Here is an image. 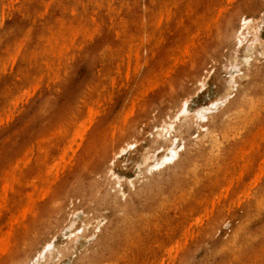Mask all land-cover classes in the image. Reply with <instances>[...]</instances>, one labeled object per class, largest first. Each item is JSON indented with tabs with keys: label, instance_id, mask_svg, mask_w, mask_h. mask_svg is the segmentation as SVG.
I'll return each instance as SVG.
<instances>
[{
	"label": "rangeland",
	"instance_id": "1",
	"mask_svg": "<svg viewBox=\"0 0 264 264\" xmlns=\"http://www.w3.org/2000/svg\"><path fill=\"white\" fill-rule=\"evenodd\" d=\"M13 1L0 0V177L9 172L0 178L7 182L0 185V264H264V0H44L47 9L39 0ZM161 5L174 10L158 32L151 22ZM125 37L139 42L122 44ZM120 45L139 51L118 55ZM80 117L91 123L85 130ZM168 147L176 157L163 163Z\"/></svg>",
	"mask_w": 264,
	"mask_h": 264
},
{
	"label": "bare ground",
	"instance_id": "2",
	"mask_svg": "<svg viewBox=\"0 0 264 264\" xmlns=\"http://www.w3.org/2000/svg\"><path fill=\"white\" fill-rule=\"evenodd\" d=\"M12 1H13V0H11V2H12ZM16 1H17V0H16ZM24 1H25V0H24ZM24 1H21V2L23 3ZM35 1H36V0H35ZM39 1L44 2V3H43V4H44V5H43L44 7L41 6L42 8H46V7H48V6H45V3H46L45 1H46V0H45V1H44V0H39ZM75 1H76V0H75ZM75 1H73V4H72L73 6H74V3H75V4L80 3L79 1H77V2H75ZM94 1H95V0H94ZM96 1H97V0H96ZM104 1H106V0H104ZM107 1H108V0H107ZM115 1H116V0H115ZM153 1H154V0H153ZM156 1H158V3H159V1L161 2V0H156ZM170 1H171V0H169V2H170ZM176 1H177V0H176ZM176 1L173 0V2H176ZM197 1H198V0H197ZM207 1H208V0H207ZM207 1H206V2H207ZM229 1H230V0H229ZM2 2H3V1H2ZM6 2H8V1H6ZM13 2H14V1H13ZM13 2H12V3H13ZM56 2H57V1H56ZM91 2H93V0L90 1V5H92ZM98 2H99V0L97 1V3H98ZM100 2H102V1L100 0ZM120 2H121V1H120ZM149 2H150V1H149ZM167 2H168V1H167ZM167 2H166V3L163 2V4H164V3L167 4ZM169 2H168V3H169ZM199 2H201V1H198V3H199ZM209 2H210V1H209ZM209 2H208V4H209ZM222 2H223V0H222ZM222 2H221V4H222ZM225 2H226V4H227L228 1L226 0ZM12 3L9 4V2H8L9 5H12ZM47 3H49V1H47ZM52 3H53V1H52ZM82 3H83V2H82ZM82 3H80V4H82ZM87 3H88V1H87ZM106 3H108V2H106ZM109 3H110V2H109ZM109 3H108V4H109ZM111 3H112V2H111ZM131 3H132V1H131ZM136 3H137V2H136ZM156 3H157V2H156ZM178 3H179V5H181L180 2H178ZM182 3H183V2H182ZM184 3H186V2H184ZM194 3H195V2H194ZM210 3H211V2H210ZM20 4H21V3H20ZM36 4H37V3H36ZM41 4H42V3H40V5H41ZM69 4H71V3H69ZM120 4H123V3H119V5H120ZM127 4H128V3H127ZM137 4H138V3H137ZM191 4L193 5V3H191ZM196 4H197V3H196ZM201 4H202V2H201ZM28 5H29V4H28ZM48 5H49V4H48ZM66 5H67V4H66ZM103 5H104V4H102V6H103ZM150 5L152 6V5H155V4H153V3L151 4V3H150ZM172 5H173V4H172ZM177 5H178V4H177ZM204 5H205V4H204ZM7 6H8V5H7ZM20 6H21V5H20ZM20 6H18V7H20ZM31 6H32V5H31ZM37 6H38V5H37ZM51 6H52V5H51ZM57 6H58V4H57ZM73 6H71V7H73ZM75 6H76V5H75ZM75 6H74V7H75ZM102 6H101V8H103ZM120 6H121V5H120ZM148 6H149V5H148ZM151 6H150V7H151ZM173 6H176V4H174ZM186 6H187V5H184V8H186ZM210 6H211V5H210ZM226 6H227V5H226ZM226 6H225V8H226ZM0 7H2V6H0ZM25 7H26V6H25ZM38 7H39V6H38ZM71 7H70V9H72ZM74 7H73V8H74ZM82 7H84V6H82ZM98 7H100V5H98ZM150 7H148L147 10H150V12H151V10H153V9H150ZM152 7L154 8V6H152ZM152 7H151V8H152ZM176 7H177V6H176ZM179 7H181V6H179ZM179 7H178V8H179ZM182 7H183V6H182ZM206 7H207V3H206ZM3 8H4V7H3ZM8 8H9V7H8ZM11 8H12V6H11ZM21 8H24V6L21 7ZM34 8H35L36 10H38L36 7H34ZM61 8H62V7H61ZM91 8H92V6H91ZM96 8H97V7H96ZM104 8H105V7H104ZM108 8H109V6H108ZM119 8H121V7H119ZM173 8H174V7H173ZM173 8H172V10H174ZM184 8H183V9H184ZM189 8H190V6H189ZM189 8H188V9H189ZM209 8H210V7H209ZM212 8H213V7H212ZM219 8H221V7H218V11L221 12V9L219 10ZM222 8H223V6H222ZM35 9H34V10H35ZM46 9H47V8H46ZM46 9H45V11H46ZM58 9H59V8H58ZM82 9H83V8H82ZM93 9H94V7H93ZM109 9H110V8H109ZM109 9H108L107 12H109ZM112 9H113V8H112ZM114 9H115V8H114ZM114 9H113V10H114ZM183 9H182V10H183ZM214 9L216 10V8H214ZM15 10H17V9L15 8ZM18 10H19V8H18ZM22 10H23V9H22ZM42 10H43V9H42ZM42 10H41V14L45 13V11L42 12ZM86 10H87V9H86ZM99 10H100V9H99ZM115 10H116V9H115ZM145 10H146V8H145ZM147 10H146V11H147ZM157 10H158V11H157ZM157 10L154 11V13L158 12V13H157L158 16L156 17V19L154 20V22H151V21L149 20V19L153 20L154 18H153V19H152V18H149V19H148V17H146V21L149 20L151 23L155 24V25H154V28H158L161 24L166 23L168 19H167L166 22H164V23H162V22H163L162 19H163V17H166V16H165L166 14L169 16V13L171 14V11H172L170 5H168V6L161 5L160 7H158ZM189 10H190V9H189ZM212 10H213V9H212ZM6 11H7V10H6ZM25 11H26V10H25ZM25 11H24V12H25ZM32 11H33V9H32ZM53 11H54V9H53ZM77 11H78V8H77ZM91 11H92V10H91ZM96 11H97V10H96ZM178 11H179V10H178ZM206 11H207V10H206ZM4 12H5V11H4ZM7 12H9V11H7ZM7 12L5 13L6 15H7ZM24 12H23V13H24ZM78 12H80V11H78ZM84 12H85V10H84ZM94 12H95V11H94ZM111 12H114V11H111ZM150 12H149V13H150ZM190 12H191V10H190ZM215 12H216V13H215L216 15H219V16H220V14L217 13V10H216ZM222 12H223V11H222ZM9 13H10V12H9ZM33 13H34V12H33ZM149 13H148V15H149ZM175 13H176V12L173 13V16H174ZM203 13H205V12H203ZM206 13H207V12H206ZM34 14H35V13H34ZM38 14H39V13H38ZM72 14H73V13H72ZM183 14H185V13H183ZM183 14H180V16L183 15ZM201 14H202V13L199 14V17H198V18L201 17V16H200ZM213 14H214V13H213ZM1 15H2V13H1ZM53 15H54V14H53ZM70 15H71V14H70ZM76 15H77V14H76ZM76 15H75V16H76ZM78 15H79V14H78ZM108 15H109V14H108ZM138 15H139V14H138ZM171 15H172V14H171ZM171 15H170V16H171ZM188 15H189V14L187 13V16H188ZM28 16H29V15H27V17H28ZM39 16H40V15H39ZM39 16H38V17H39ZM55 16H56V15H54V17H55ZM146 16H147V15H146ZM149 16H150V15H149ZM170 16L168 17L169 19H170ZM173 16H172V19H173V20H170V21H172V24H174V26H176L177 23L175 24V22H176V20L178 19V16H179V15L177 14V16H176L177 19H176V20H175V18H173ZM180 16H179V17H180ZM202 16H204V15L202 14ZM213 16H215V15H213ZM1 17H3V16H1ZM34 17H36V15H34ZM40 17H41V16H40ZM78 17H80V16H78ZM83 17H84V16H82V18H83ZM154 17H155V16H154ZM174 17H175V16H174ZM181 17H182V16H181ZM181 17H180V18H181ZM185 17H186V16H185ZM195 17H197V16L195 15ZM195 17H194V19H195ZM206 17H207V16H206ZM206 17H205V18H206ZM28 18H29V17H28ZM73 18H74V17H73ZM75 18H76V17H75ZM142 18H143V17H142ZM191 18H192V17H191ZM2 19H3V18H2ZM92 19H94V17H93ZM143 19H144V18H143ZM211 19H212V18H210V20H211ZM213 19H214V18H213ZM218 19H219V18H218ZM33 20H35V19H33ZM76 20H77V19H76ZM79 20H80V18H79ZM86 20H87V19H86ZM144 20H145V19H144ZM174 20H175V21H174ZM189 20H191V19H189ZM202 20H203L202 22L204 23V18H203V17H202ZM214 20H215V19H214ZM242 20H243V19H242ZM83 21H84V20H83ZM101 21H102V20H101ZM149 21H148V22H149ZM173 21H174V22H173ZM187 21H188V20H187ZM191 21H192V23H193V21H194L193 18H192ZM196 21H197V19H196ZM205 21H207V20H205ZM245 21H246V20H245ZM248 21H249V20H247V22H248ZM52 22H53V21H52ZM54 22H55V21H54ZM54 22H53V23H54ZM77 22H78V20H77ZM77 22H76V23H77ZM138 22H139V21H138ZM148 22H147V23H148ZM177 22H178V20H177ZM211 22H213V20H212ZM243 22H244V21H243ZM247 22H246V23H247ZM34 23H35V22H34ZM69 23H70V22H69ZM69 23H68V24H69ZM78 23H79V22H78ZM78 23H77L76 25H79V26H80L81 23H79V24H78ZM91 23H94V21L91 22ZM130 23L132 24V22H130ZM142 23H143V22H142ZM151 23H150V25H153V24H151ZM199 23H200V22H199ZM208 23H210V21H209ZM1 24H2V23H1ZM32 24H33V23H32ZM32 24H31V25H32ZM65 24H66V23H65ZM68 24H67V25H68ZM131 24H130V25H131ZM144 24H146V22H145ZM148 24H149V23H148ZM188 24H189V22H188ZM210 24H211V23H210ZM210 24H208V25H210ZM215 24H216V23H215ZM48 25H49V24H48ZM70 25L72 26V23H70ZM74 25H75V24H74ZM87 25H88V24H87ZM125 25H126V24H125ZM125 25H124V26H125ZM142 25H143V24H140V26H142ZM165 25H166V24H165ZM165 25H164V26H165ZM184 25H185V24H184ZM212 25H213V23H212ZM244 25H245V23H244ZM244 25H243V26H244ZM85 26H86V25H85ZM90 26H91V25H90ZM134 26H135V25H134ZM137 26H138V25H137ZM161 26H162V28H163V25H161ZM181 26H182V25H181ZM191 26H192V25H191ZM191 26L189 27L190 29H191ZM198 26H199V25H198ZM206 26H207V25H206V22H205V27H206ZM52 27H53V25H52ZM91 27H95V25H94V26H91ZM143 27H144V25H143ZM145 27H146V26H145ZM184 27H185V26H184ZM193 27H194V25H193ZM196 27H197V26H196ZM205 27H204V29H205ZM208 27H209V26H208ZM241 27H242V24H241ZM66 28H67V26H66ZM66 28H65V29H66ZM133 28H134V27H133ZM135 28H136V27H135ZM135 28H134V30H135ZM137 28H138V27H137ZM137 28H136V29H137ZM139 28H140V27H139ZM139 28H138V29H139ZM149 28H150V27H149ZM149 28H148V29H149ZM151 28H152V27H151ZM160 28H161V27H159V31H158V32H160V31L162 30V28H161V30H160ZM165 28H166V27H165ZM179 28H180V27H179ZM185 28H188V27H185ZM199 28H200V27H198V29H199ZM206 28H207V27H206ZM242 28H243V27H242ZM257 28H258V27H257ZM29 29H30V28H29ZM138 29H137V30H138ZM145 29H146V28H145ZM163 29H164V28H163ZM166 29H167V28H166ZM190 29H188V30H190ZM200 29H203V28H200ZM26 30H27V29H26ZM26 30H24V31H26ZM30 30H31V29H30ZM57 30H58V29H57ZM67 30H68V29H67ZM67 30H66V31H67ZM90 30H93V29H90ZM140 30H141V29H140ZM143 30H144V29H143ZM152 30H154V29H152ZM152 30H151V31H152ZM156 30H157V29H155V31H156ZM191 30H192V29H191ZM196 30H197V29H195V32H196ZM240 30H241V29H240ZM240 30H239V31H240ZM257 30H258V29H256V31H257ZM24 31H22V34H23ZM28 31H29V30H28ZM66 31H65V32H66ZM70 31H72V28H71ZM76 31H77V30H76ZM76 31H75V32H70V34L72 33L71 35H73V33H76ZM87 31H88V30H87ZM87 31H86V32H87ZM141 31H142V30H141ZM144 31H146V30H144ZM149 31H150V30H149ZM151 31H150L149 33H151ZM167 31H169V29H168ZM193 31H194V28H193V30H192V33H193ZM197 31H198V30H197ZM239 31H238V33H239ZM246 31H247V30H246ZM57 32H58V31H57ZM82 32H84V31H82ZM86 32H85V33H86ZM131 32H132V31H131ZM158 32H157V33H158ZM186 32H187V30H186ZM61 33H62V32H61ZM67 33H68V32H67ZM78 33H81V32H78ZM78 33H77L76 35H77V36H80V35H78ZM129 33H130V29H129ZM133 33H134V34H132L131 37H132L133 35H136V34H137V36H138V33H136V31H134ZM140 33H141V32H140ZM144 33H145V32H144ZM146 33H147V31H146ZM149 33L146 34V35H149ZM170 33H171V32H170ZM26 34H27V33H26ZM70 34H67V35H70ZM87 34H88V33H87ZM116 34H117V31H116ZM121 34H122V32L120 33V35H121ZM142 34H143V32H142ZM159 34H160V33H159ZM246 34H247V33H246ZM246 34H245V35H246ZM144 35H145V34H143V37H144ZM146 35H145V36H146ZM152 35H153V34L151 33V36H152ZM185 35H187V33L184 34V36H185ZM192 35H193V34H192ZM192 35H191V32H190V36H192ZM245 35H243L241 38L244 39V38L246 37ZM50 36H51V34H50ZM54 36H56V35H54ZM77 36H76V37H77ZM89 36H90V35H89ZM89 36H87V37H89ZM125 36H128V37L130 38V34H129V35L127 34V35H125ZM194 36H195V35H194ZM244 36H245V37H244ZM80 37H82V36H80ZM80 37H79V38H80ZM83 37H84V36H83ZM147 37H150V35L147 36ZM188 37H189V36H188ZM188 37H187V39H188ZM195 37H196V36H195ZM198 37H199V36H198ZM25 38H29V37H25ZM48 38H49V37H48ZM79 38H78V39H79ZM91 38H92V37H91ZM91 38H90V39H91ZM125 38H126V37H125ZM129 38H128V39L126 38L125 40L123 39L124 42H123L122 44H124L125 41H127V43H128ZM150 38H151V37H150ZM150 38H149V39H150ZM184 38H185V37H184ZM184 38H182V40H183ZM46 39H47V38H46ZM69 39H70V37H69ZM72 39L74 40V37H73V36H72ZM72 39H71V40H72ZM130 39H131V40H134L133 38H130ZM138 39H139V38H138ZM145 39H146V37H145ZM185 39H186V38H185ZM185 39H184V40H185ZM187 39H186V40H187ZM189 39H190V38H189ZM238 39H239V38H238ZM238 39H237L238 42H240L239 40H242V39H239V40H238ZM65 40H66V39H65ZM65 40H64V43L66 42ZM71 40H70V42H71ZM82 40H84V38H83ZM123 40H122V41H123ZM139 40H140V39H139ZM142 40H143V39H142ZM147 40H148V39H147ZM158 40H159V39H158ZM190 40H191V39H190ZM192 40H193V37H192ZM20 41H21V40H20ZM20 41L17 40V45H18V42H20ZM48 41H49V40H48ZM59 41H60V40H59ZM78 41H79V40H78ZM134 41H135V40H134ZM137 41H138V40H137ZM137 41H136V42H137ZM197 41H198V40H197ZM202 41H203V39H202ZM14 42H15V41H14ZM21 42H22V41H21ZM51 42H52V40H51ZM68 42H69V41H68ZM70 42H69V45H70L71 43H73L74 41H72L71 43H70ZM79 42L83 43L81 40H80ZM136 42H134V43H135V44H134V43H132V42L130 41V43H131V44H134V45H136ZM138 42H139V41H138ZM142 42H143V41H142ZM180 42H181V40H180ZM187 42H188V40H187ZM192 42H193V41H192ZM241 42H243V41H241ZM253 42H254V41H253ZM62 43H63V40H62ZM62 43H61V44H62ZM64 43H63V44H64ZM66 43H67V42H66ZM108 43H109V42H108ZM116 43H117V42H116ZM127 43H126V44H127ZM130 43H128V44H130ZM140 43H141V42H140ZM140 43H139V44H140ZM143 43H144V42H143ZM143 43H142V44H143ZM181 43H183V42H181ZM12 44H13V43H12ZM14 44H15V43H14ZM44 44H45V43H44ZM47 44H50V43H47ZM78 44H80V43H78ZM137 44H138V43H137ZM139 44H138L137 46L140 47V49H141V46H140ZM155 44H156V42H155ZM188 44H189V43H188ZM188 44L186 43V47H187ZM192 44H194V43H192ZM19 45H20V44H19ZM54 45H55V44H54ZM56 45H58V42H57ZM66 45H67V44H66ZM110 45H111V44H110ZM178 45H179V44H178ZM183 45H184V44H183ZM239 45H240V43H239ZM13 46H14V45H12V48H11V47H10V48L13 49ZM20 46H21V45H20ZM20 46L17 47V46L15 45V48L17 47V52H19L18 49H19ZM61 46H62V45H61ZM70 46H71V45H70ZM123 46H124V45H123ZM123 46L120 45V46L118 47V49H119L120 47H123ZM129 46H130V45H129ZM129 46L127 45V47H128L127 49H126L125 47H123L124 49H120L119 52H117V51H115V52H117V54L120 55V52H122L123 50L125 51V49H126L127 51H131V49H133V48H135V49L137 50V52L139 51V50H138L139 48H138V49L136 48L137 46H135V47H133V48H131V49H130ZM175 46H176V45H175ZM188 46H189V45H188ZM191 46H192V45H191ZM191 46H189V48H186V47H183V48H184L185 50H186V49L188 50V49L191 48ZM8 47H9V46H8ZM44 47H45V45H44ZM50 47H51V46H50ZM62 47H63V46H62ZM75 47H76V45H75ZM106 47H107V46H106ZM178 47H180V50H183V48L181 49V45H179ZM178 47H177V49H179ZM10 48H9V50H11ZM46 48H47V47H46ZM48 48H49V47H48ZM51 48H52V47H51ZM59 48H60V45H59ZM67 48H68V47H67ZM69 48H70V47H69ZM172 48H173V47H172ZM172 48H171V49L169 48V50H171V51L174 50V51H175V48H174V49H172ZM6 49H7V48H6ZM6 49H5V50H6ZM49 49H50V48H49ZM60 49H61V48H60ZM116 49H117V47H116ZM128 49H130V50H128ZM135 49H134V52H135ZM5 50H4V51H5ZM13 50H14V49H13ZM50 50H52V51L54 52L55 48H54V49H50ZM57 50H58V49H56V51H57ZM121 50H122V51H121ZM141 50H142V49H141ZM185 50H184V51H185ZM187 50H186V51H187ZM45 51H46V50H45ZM52 51H48V52H52ZM150 51H153V50H150ZM171 51H170V53H171ZM174 51H173V54H174ZM176 51H179V50H176ZM186 51H185V52H186ZM5 52H6V51H5ZM7 52H8V51H7ZM7 52H6V54H7ZM13 52L15 53V50H14ZM38 52H39V51H38ZM48 52H47V53H48ZM53 52H52V53H53ZM57 52H58L59 54H61V51L59 52V50H58ZM62 52H63V50H62ZM109 52H110V51H109ZM113 52H114V51H113ZM137 52H136L135 55H137ZM2 53H3V51H2ZM8 53H9V52H8ZM11 53H12V52H11ZM11 53H9L10 57L13 55V54L11 55ZM58 53H57V54H58ZM127 53H128V52H126V53L124 52L125 55H129V54H130V53H129V54H127ZM139 53H140V52H139ZM139 53H138L137 57L139 56ZM143 53H144V52H143ZM146 53H147V52H146ZM170 53H169V54H170ZM186 53L189 54V51L186 52ZM15 54H17V53H15ZM41 54H42V52H41ZM43 54H44V53H43ZM43 54H42V55H43ZM53 54H54V53H53ZM59 54H58V55H59ZM63 54H66V53H63ZM115 54H116V53H115ZM121 54H122V53H121ZM167 54H168V53H167ZM175 54H176V53H175ZM1 55H2V54H1ZM108 55H110V54L107 53V56H108ZM140 55H141V54H140ZM148 55H149V52H148ZM171 55H172V53H171ZM177 55H180V53H178ZM31 56H32V55H31ZM51 56H53V55H51ZM132 56H133V55H132ZM141 56H142V55H141ZM173 56H175V55H173ZM183 56H184V55H183ZM183 56H182V59H183ZM15 57H16V56H15ZM45 57H46V56H45ZM49 57H50V56H49ZM61 57H62V56H61ZM63 57H64V56H63ZM72 57H73V54H72ZM116 57H117V56H116ZM120 57L122 58V55H121ZM127 57H130V55L127 56ZM127 57H125V58H127ZM137 57H135L134 59H137ZM167 57H168V56H167ZM171 57H172V56H171ZM171 57H169V58L171 59ZM175 57H176V56H175ZM179 57H180V56H179ZM1 58H2V57H1ZM43 58H44V57H43ZM43 58H42V59H43ZM54 58H55V57H54ZM59 58H60V57H59ZM64 58H65V57H64ZM67 58H68V57H67ZM95 58H96V57H95ZM109 58H110V57H109ZM114 58H115V57H113V60H115V62L117 63V66H116V67H117V69H118L119 66H118V62H117V61H118L119 59L117 58V60H116V59H114ZM121 58H120V59H121ZM141 58H142V57H141ZM169 58H168V60H170ZM177 58H178V56H177L175 59H177ZM247 58H248V57H247ZM247 58H245L244 60L246 61ZM249 58H250V57H249ZM60 59H61V58H60ZM60 59H59V60H60ZM96 59H97V58H96ZM122 59H124V58H122ZM131 59L133 60V57H132ZM138 59H140V58L138 57ZM172 59H173V58H172ZM6 60H8V59L6 58ZM47 60H48V59H47ZM107 60H108V57H107ZM109 60H111V59H109ZM125 60H126V59H125ZM128 60H129L128 62H130V58H129ZM166 60H167V58H166ZM247 60H248V59H247ZM1 61H2V60H1ZM3 61H5V60L3 59ZM28 61H29V60H28ZM120 61H121V60H120ZM141 61H142V60H141ZM145 61H146V60H145ZM145 61H144V62H145ZM173 61H174V60H173ZM175 61H177V60H175ZM178 61H179V59H178ZM178 61H177V62H178ZM46 62H47V61H46ZM67 62H69V60H68ZM110 62H112V60H111ZM122 62H123V60H122ZM126 62H127V61H126ZM128 62H127V63H128ZM131 62H132V61H131ZM136 62H137V61H136ZM168 62H170V61H168ZM168 62L165 63L166 66L169 64ZM182 62H183V61H182ZM246 62H247V61H246ZM3 63H5V62H3ZM12 63H13V62H12ZM50 63H51V62H50ZM57 63H58V62H57ZM127 63H126V65H125L126 67L129 65V63H128V64H127ZM138 63H139V62H138ZM52 64H53V63H52ZM170 64H171V63H170ZM170 64H169V65H170ZM174 64L176 65L175 62H173V65H174ZM0 65H1V64H0ZM57 65H58V64H57ZM120 65H121V64H120ZM122 65H123V63H122ZM137 65H138V64H137ZM171 65H172V64H171ZM2 66H5V65L2 64ZM35 66H36V64H35ZM48 66L50 67V65H48ZM141 66H142V65H141ZM166 66H164V69H166V68L168 67V66H167V67H166ZM54 67H55V65H54ZM54 67H53V68H54ZM58 67H59V66H58ZM122 67H124V66H122ZM133 67H134V66H133ZM135 67H136V66H135ZM165 67H166V68H165ZM170 67H171V66H170ZM174 67H175V66H174ZM4 68H6V67H4ZM26 68H27V67H26ZM26 68H25V69H26ZM44 68H46V66H45ZM53 68H52V69H53ZM127 68L129 69V66H128ZM0 69H1V68H0ZM32 69H34V68H32ZM35 69H37V68H35ZM49 69H50V68H49ZM137 69H138V68H137ZM37 70H38V69H37ZM118 70H119V69H118ZM118 70H116V71H118ZM0 71H2V70H0ZM4 71H5V70H4ZM20 71H22V70H20ZM20 71H18V72H20ZM25 71H26V70H25ZM29 71H30V69H29ZM29 71H28V72H29ZM39 71H40V70H39ZM39 71H38V72H39ZM53 71H54V70H52V72H53ZM169 71H170V70H169ZM22 72H23V71H22ZM30 72H31V71H30ZM46 72H48V71H46ZM58 72H59V71H58ZM109 72H110V71H109ZM119 72H120V71H119ZM133 72H134V71H133ZM151 72H152V70H151ZM160 72H161V71H160ZM162 72H163V71H162ZM9 73H10V71H9ZM40 73H41V72H39V74H40ZM64 73H65V71H64ZM110 73H111V72H110ZM112 73H114V72H112ZM127 73H128V70H127ZM149 73H150V71H149ZM155 73H157V72H155ZM158 73H159V72H158ZM12 74H13V73H12ZM22 74H23V73H22ZM28 74H29V73H28ZM120 74H122V73L120 72ZM153 74H154V72H153ZM153 74H152V76L155 75V74H154V75H153ZM165 74H166V73H165ZM165 74H163V75H165ZM15 75H16V73H15ZM26 75H27V73H26ZM47 75H48V74H47ZM107 75H108V74H107ZM117 75H118V74H117ZM123 75H124V74H123ZM125 75H126V73H125ZM147 75H149V74H147ZM166 75H167V74H166ZM12 76H13V75H12ZM16 76H17V75H16ZM21 76H22V75H21ZM31 76H32V75H31ZM31 76H30V78H31ZM114 76H115V73H114ZM114 76L111 75L110 77L113 78ZM232 76H233V75H231V77H232ZM37 77H38V76H37ZM103 77H104V76H103ZM144 77H145V76H144ZM147 77H149V76H147ZM156 77H158V76H156ZM156 77H155V78H156ZM159 77H160V76H159ZM162 77H163V76H162ZM162 77H161V78H162ZM16 78H18V77H16ZM34 78H35V77H34ZM38 78H39V77H38ZM60 78H61V77H60ZM108 78H109V77H108ZM145 78H146V77H145ZM152 78H153V77H152ZM152 78H151V79H152ZM161 78H159V79H161ZM232 78H233V77H232ZM35 79H36V78H35ZM40 79H41V78H40ZM54 79H55V78H54ZM119 79H120V78H119ZM126 79H127V77H126ZM164 79H165V78H164ZM30 80H31V82L33 81L32 79H30ZM110 80H111V78H110ZM112 80H113V79H112ZM153 80H154V79H153ZM155 80H156V79H155ZM231 80H232V79H231ZM27 81H29V80H27ZM142 81H144V82L147 81V78H146V80H142ZM149 81H150V79H149ZM232 81H233V80H232ZM34 82H36V81H34ZM34 82H33V84H34ZM106 82H107V81H106ZM151 82H152V80H151ZM156 82H157V80H156ZM160 82H161V81H160ZM110 83H113V81H111ZM141 83H142V82H141ZM145 83H148V81L145 82ZM154 83H155V82H154ZM28 84H29V82H28ZM28 84H27V85H28ZM35 84H37V83H35ZM27 85H25V86H27ZM99 85H100V84H99ZM99 85H98V86H99ZM112 85H113V84H112ZM112 85H111V88L113 87ZM149 85H150V83H149ZM152 85H153V84H152ZM157 85H158V84H157ZM29 86H31V85L29 84ZM38 86H39V85H38ZM98 86H95V87H98ZM104 86H105V85H104ZM104 86H103V87H104ZM145 86H146V85H145ZM95 87H94L93 90H95ZM107 87H108V86H107ZM137 87H139V86H137ZM32 88H33V87H32ZM57 88H58V87H57ZM100 88H101V87H100ZM100 88H98L99 90L95 91V92H97V94H99L98 91H100ZM104 88H105V87H104ZM107 90H108V89H107ZM112 90H113V89H112ZM112 90H111V91H112ZM142 90H143V88H142ZM22 91H24V90H22ZM32 91H34V89H33ZM101 91H102V90H101ZM26 92H29L28 87H27V91L25 90V92H23V93L21 92L20 95H21V94H25ZM141 92H142V91H141ZM104 93H105V92H104ZM136 93H137V89H136ZM138 93H139V91H138ZM97 94L95 93L96 96H99V95H97ZM102 94H103V92H102ZM109 94H110V93H109ZM31 95H32V94H31ZM90 95H91V94H90ZM90 95H88V96H90ZM93 95H94V94H93ZM93 95H92L91 98L94 97ZM141 95H142V94H141ZM96 96H95V98H96ZM109 96H110V95H109ZM16 98H17V97H16ZM95 98H93V99H95ZM138 98H140V97H138ZM11 99H12V98H11ZM14 99H15V98H14ZM89 99H90V98H89ZM93 99H91V100H93ZM98 99H99V98H96L95 101L98 100ZM130 100H131V99H130ZM185 100H186V99H185ZM225 100H226V99H225ZM183 101H184V100H183ZM8 102H9V101H8ZM87 102H88V101H86V103H85L86 105H88ZM89 102H90V101H89ZM133 102H134V101H133ZM219 102L221 103V101H219ZM219 102H218V101H217V103L214 102V103H216V104H211V103H210L209 105H217ZM223 102H224V100L222 101V103H223ZM0 103H1V102H0ZM185 103H186V101H185ZM5 104H6V103H5ZM85 104H84V105H85ZM90 104H91V103H90ZM93 104H94V106H99L98 103H97V105H96V103H95L94 101H93ZM99 104H100V103H99ZM131 104H132L131 106H133V103H131ZM182 104H183V102H182ZM86 105H85V106H86ZM183 105H186V104H183ZM209 105H208V106H209ZM13 107H14V106H13ZM88 107H89V105H88ZM90 107H93L92 104H91ZM209 107H210V106H209ZM86 108H87V106H86ZM93 108H94V107H93ZM180 108H181V106H180ZM206 108H207V107H205V109L201 108V109H203V110H201V111H205V112H207V111H206ZM12 109H13V108H12ZM129 109H130V108H128V109L126 110V113H127V114H128V110H129ZM132 109H133V108H132ZM184 109H185V108H184ZM81 110H82V109H81ZM83 110H84V109H83ZM86 110H87V109H86ZM86 110H85V111H86ZM92 110H93V109H92ZM94 110H95V108H94ZM207 110L209 111L210 109H207ZM212 110H213V109H212ZM5 112H6V111H5ZM88 112H89V111H88ZM95 112H96V113L93 112V114H97V109H96ZM186 112H187V111H186ZM186 112H185V113H186ZM198 112H199V111H198ZM10 113H11V112H10ZM80 113H81V116H82V112H80ZM179 113H180V112H179ZM185 113H184V114H185ZM187 113H188V112H187ZM195 113H196V111H195ZM4 114H6V113H4ZM127 114H126V115H127ZM180 114H182V113H180ZM180 114H179V115H180ZM199 114H200V112H199ZM6 115H7V114H6ZM176 115H177V114H176ZM0 116H1V115H0ZM4 116H5V115H4ZM92 116H93V115H92ZM177 116H178V115H177ZM197 116H198V115H197ZM199 116H202V115L200 114ZM1 117H2V116H1ZM7 117H8V116H7ZM166 117H167V116H166ZM175 117H176V116H175ZM205 117H206V116H205ZM80 118H81V117H80ZM176 118H177V117H176ZM200 118H201V117H200ZM2 119H3V118H2ZM90 119H91V118H90ZM92 119H93V118H92ZM167 119H168V117H167ZM173 119H174V118H173ZM205 119H206V118H205ZM6 120H7V119H6ZM80 120H81L82 124H81L80 121H79L78 123L81 124V128H82V130H85V129H83V127H84L85 124H86L87 122H89V121H87V122H86V121H82V120H84V118H83V119L81 118ZM86 120H89V119H86ZM2 121H3V120H2ZM92 121H93V120H92ZM92 121H91V122H92ZM125 121H126V120H125ZM84 122H86V123L83 124ZM170 122H171V121H170ZM76 123H77V122H76ZM89 123H90V122H89ZM167 123H168V122H167ZM90 124H91V123H90ZM90 124H88V125H90ZM163 124H164V123H163ZM169 124H171V123H169ZM56 125H57V124H56ZM82 125H83V127H82ZM172 125H173V124H172ZM172 125H168V126H169V127H170V126L172 127ZM78 126H79L78 128H75V129H76V133H78L77 136L79 135V132H77V131H81V130H77V129H80V125H79V124H78ZM111 126H112V125H111ZM168 126H167V128H168ZM57 127H58V126H57ZM59 127H60V125H59ZM75 127H76V126H75ZM87 127H88V126H86V128H87ZM118 127H119V126H118ZM164 127H166L165 124H164ZM164 127H163V128H164ZM160 128H161V126H160ZM163 128H162V129H163ZM204 128H205V127H204ZM58 130H59V129H58ZM60 130H61V129H60ZM73 130H74V127H73ZM165 130H166V128L163 129V131H165ZM168 130H169V129H168ZM168 130H167V132H170V131H168ZM74 131H75V130H74ZM102 131H104V129H102ZM58 132H59V131H58ZM72 132H73V131H72ZM81 132H82V131H81ZM83 132H84V131H83ZM261 132H262V131H261ZM263 132H264V131H263ZM50 133H53V132H50ZM50 133H49V134H50ZM74 133H75V132H74ZM76 133H75L74 135H76ZM55 134L57 135V132H55ZM59 134H60V133H59ZM59 134H58V135H59ZM72 134H73V133H72ZM81 134H82V133H80V135H81ZM60 135H62V134H60ZM74 135H71L72 137L69 138V140H68V139H67V140L70 142V140L72 139V140H71V143L74 142V141H73V139H74ZM64 136H65V134H64ZM77 136H76V137H77ZM255 136H256V135H255ZM49 137H51V136H49ZM256 137H257V136H256ZM51 138H53V137H51ZM65 138H67V137H65ZM65 138H64V140H65ZM80 138H83V137L81 136ZM37 139H38V138H37ZM173 139H174V138H173ZM33 140H35V139H33ZM44 140H45V139H43L42 141L40 140V141L43 142V143H46V142H44ZM47 140H48V139H47ZM54 140H55V139H54ZM80 140H81V139H80ZM261 140H262V139H261ZM175 141H176V138H175ZM51 142H52V141H51ZM65 142H66V140H65ZM181 142H182V141H181ZM251 142H253V141H251ZM37 143L39 144L38 141H37ZM43 143H42V144H43ZM63 143H64V142H63ZM66 143H67V142H66ZM66 143H65V145H66ZM71 143H69V145H70ZM40 144H41V143H40ZM46 144H48V143H46ZM76 144H79V143L76 142ZM173 144H174V142H173ZM132 145H133V144H132ZM59 146H60V145H59ZM63 146H64V145H63ZM67 146H68V145H67ZM72 146H73V145H72ZM129 146H130V144L127 145V148H128ZM248 146H250V144H249ZM31 147H32V145H31ZM77 147H78V146H77ZM171 147H172V146H171ZM255 147H256V145H255ZM258 147H259V146H258ZM127 148H126V149H127ZM181 148H182V147H181ZM249 148H250V147H249ZM77 149H78V148H77ZM160 149H161V148H160ZM160 149H159V150H160ZM178 149H179V148H178ZM30 150H31V149H30ZM79 150H80V149H79ZM81 150H82V149H81ZM120 150H122V149H120ZM120 150H119V151H120ZM176 150H177V149H176ZM176 150L168 147L166 151H168L169 154H166V155L162 154V160H161V161H163V163H164V162L168 161L169 159L171 160L173 157H176V156H175V155H176ZM242 150H245V149H242ZM41 151H43V150H41ZM83 151H84V150H83ZM71 152H72L71 154H73V150H72ZM246 152H247V151H246ZM246 152H245V153L243 152V153L246 154ZM23 153H25V152H23ZM120 153H121V152H120ZM25 154H26V153H25ZM25 154H24V155H25ZM45 155H46V153H45ZM147 155H148V154H147ZM30 156H31V155H30ZM240 156H243V155H240ZM17 157H18V156H17ZM17 157H16V158H17ZM22 157H24V156L22 155ZM68 157H69V156H68ZM70 157H71V156H70ZM70 157H69V158H70ZM247 157H248V156H247ZM252 157H253V156H252ZM263 157H264V155H263ZM19 158H21V157H19ZM152 158H153V157H152ZM152 158H151V160H153V162H154L155 159H154V158L152 159ZM17 159H18V158H17ZM24 159H25V158H24ZM26 159H27V158H26ZM59 159H60V158H59ZM61 159H62V161L64 160V158H61ZM114 159H115V156H114ZM238 159H240V158H238ZM15 160H16V159H15ZM28 160H29V159H28ZM245 160H247V159H245ZM263 160H264V159H263ZM17 162H18V161H17ZM56 162L60 163V161H59L58 159H57V161L54 160L52 166H53V165H56ZM155 162H156V160H155ZM155 162H154V164H155ZM159 162H160V161H159ZM247 162H248V161H247ZM260 162H261V161H260ZM262 162H263V161H262ZM15 163H16V162H15ZM15 163H14V164H15ZM25 163H26V161H25ZM29 163H30V162H29ZM54 163H55V164H54ZM64 163L66 164L65 161H64ZM139 163H140V162H139ZM9 164H10V163H9ZM14 164H13V165H14ZM16 164H17V163H16ZM44 164H45V163H44ZM65 164H64V165H65ZM157 164H159V165H157V166L160 167V163H157ZM246 164H247V163H246ZM246 164H244V165H246ZM258 164H259V163H258ZM260 164H261V163H260ZM34 165H35V164H34ZM45 165H46V164H45ZM57 165L59 166V164H57ZM64 165H63V167H64ZM155 165H156V164H155ZM261 165H262V164H261ZM49 166H50V165H49ZM157 166H156V167H157ZM240 166H241V165H240ZM242 166H243V165H242ZM14 167H15V166H14ZM32 167H33V165H32ZM32 167H31V168H32ZM45 167H46V166H45ZM53 167L56 168V166H53ZM53 167H52V168H53ZM237 167H238V166H237ZM262 167H263V166H262ZM31 168H30V169H31ZM43 168H44V167H43ZM52 168H51V169H52ZM57 168H58V167H57ZM151 168H155V167L152 165V166H150L149 169H151ZM157 168H158V167H157ZM228 168H229V167H228ZM243 168H244V167H243ZM260 168H261V167H260ZM10 169H11V170L14 169V168H12V165H11V168H10ZM49 169H50V168H49ZM159 169H161V168H159ZM32 170H35V169H32ZM46 170H47V169H46ZM46 170H44V171H46ZM56 170H57V169H56ZM56 170H55V171H56ZM111 170H112V169H111ZM262 170H263V168L261 169V171H262ZM7 171H8V170H7ZM37 171H38V170H37ZM39 171H40V170H39ZM50 171H51V170H50ZM52 171H53V170H52ZM112 171H113V170H112ZM257 171H258V170H257ZM257 171H256V174H258V173L260 172V170L258 171V173H257ZM4 172H5V171H4ZM46 172H49V171H46ZM232 172H233V171H232ZM236 172H237V171H236ZM236 172H234V173H236ZM7 173H9V172H6V173L4 174L5 177H4V176H2V177L6 179V174H7ZM41 173H42V171L39 172V174H40L39 177L41 176V178H43V177H42L43 173H42V174H41ZM52 173H53V172H52ZM54 173H55V172H54ZM56 173H57V172H56ZM240 173H241V172H240ZM260 173H261L260 175H262L263 171L260 172ZM45 174H46V173H45ZM46 175H47V174H46ZM49 175H50V174H49ZM110 175H111V174H110ZM234 175H235V174H234ZM254 175H255V174H254ZM258 175H259V174H258ZM112 176H115V174L112 175ZM255 176L257 177V175H255ZM2 177H0V178L2 179ZM13 177H14V175H13L11 178H13ZM32 177H33V176H32ZM39 177H38V178H39ZM234 177H236V176H234ZM259 177H260V176H259ZM9 178H10V177H9ZM41 178H39L40 181H42V180L44 181V179L41 180ZM254 178H255V177H254ZM1 179H0V180H1ZM33 179H34V177H33ZM33 179L31 178V181H32ZM227 179H228V178H227ZM236 179H237V177H236ZM3 180H4V179H3ZM35 180H37V179H34V182H35ZM45 180H47V179H45ZM251 180H252V179H251ZM254 180H256V178H255ZM7 181H9V180H8V177H7ZM38 181H39V180H38ZM2 182H5V180L2 181ZM2 182H1V184H0V185H2V186H4V185L7 183V182H5V184L3 185ZM29 182H30V181H29ZM29 182H26V185H27V184L30 185L31 182H30V183H29ZM49 182H51V181H49ZM110 182H111V181H110ZM117 182H118V181H117ZM229 182H230V181H229ZM35 183H36V182H35ZM40 183H41V182H40ZM40 183H39V184H40ZM226 183H227V182H226ZM255 183H256V182H255ZM255 183H254V184H255ZM12 184H13V183H12ZM32 184H34V183H32ZM36 184H37V183H36ZM112 184H113V183H112ZM28 185H27V186H28ZM228 185H230V184H228ZM6 186H8V185H6ZM34 186H35V185H34ZM36 186H37V185H36ZM1 188L5 189L4 187H1ZM41 188H42V186H41ZM41 188H40V190H41ZM226 188L228 189V186H227ZM246 188H247V187H246ZM3 189H1V190L3 191ZM31 189H32V188H31ZM222 189H224V187H223ZM222 189H221V190H222ZM227 189H226V191H227ZM35 190H37V189H35ZM40 190H39V191H40ZM245 190H246V189H245ZM248 190H249V189H248ZM5 191H6V189L4 190V192H5ZM0 192H1V191H0ZM2 193H3V192H2ZM18 193H19V192H18ZM42 193H44V191H43ZM225 193H227V192H225ZM26 194H27V193H26ZM31 194H32V193H31ZM31 194H30V197L33 199V197L31 196ZM247 194H248V192H247ZM5 195H6V192H5ZM38 195H39V194H38ZM42 195H43V194H42ZM240 195H241V194H240ZM28 196H29V193H28V195H27V199H28ZM33 196H35V195H33ZM219 196H220V195H219ZM18 197H20V196H18ZM22 197H23V196H22ZM30 197H29V200H31ZM37 197H38V196H37ZM42 197H43V196H42ZM215 197L217 198L216 195H215ZM3 198H4V196H3ZM18 199H19V198H18ZM21 199H22V198H21ZM219 199H220V197H219ZM234 199H235V198H234ZM19 200H20V199H19ZM29 200H26V204H27V201L29 202ZM33 200H34V199H33ZM35 200H36V199H35ZM35 200H34V201H35ZM217 200H218V199H217ZM237 200H238V198H237ZM4 201H5V199H4ZM37 201H38V199H37ZM21 202H22V201H21ZM66 203H67V202H66ZM238 203H239V202H238ZM21 204H22V203H21ZM69 204H70V203H69ZM23 205H24V204H23ZM0 206H1V205H0ZM27 206H28V205H27ZM67 206H68V205H67ZM23 207L25 208V210H23V211L21 210V212L24 213V212L26 211V208H27V207H26V205L23 206ZM65 207H66V206H65ZM206 207H207V206H206ZM212 207H213V204H212ZM24 208H22V209H24ZM67 208H68V207H67ZM16 209H17V208H16ZM76 209H77V208H76ZM71 210H72V209H71ZM72 211H73V210H72ZM78 211H79V210H78ZM6 212H7V211H6ZM9 212H10V211H9ZM12 212H13V211H12ZM14 212H15V211H14ZM73 212H74V211H73ZM206 212H207V210H206ZM8 214H9V213H8ZM54 214H55V213H54ZM73 214H74V213H73ZM83 214H84V213H83ZM17 215H18V214H17ZM17 215H16V216H17ZM69 215H70V214H69ZM21 216H24V215L21 214ZM206 216H207V213H206ZM206 216H205V218H206ZM41 217H42V216H41ZM55 217H57V216H55ZM5 218H6V215H5ZM28 218H29V217H28ZM84 219H85V218H84ZM199 219H200V218H199ZM82 220H83V219H82ZM200 220H201V222H202V219H200ZM200 220H199V221H200ZM6 221H7V220H6ZM195 221H196V219H195ZM195 221H194V222H195ZM5 223H6V222H5ZM190 223H191V222H190ZM192 223H193V222H192ZM25 224H26V223H25ZM84 224H85V223H84ZM8 225H9V224H8ZM81 225H82V224H81ZM1 226H2V225H1ZM23 226H24V225H23ZM189 226H190V224H189ZM81 228H82V227H81ZM187 230H188V229H187ZM77 231H79V230H76V232H77ZM82 231H83V230H82ZM79 232H80V231H79ZM188 232H190V231H188ZM188 232H187V233H188ZM73 234H74V233H73ZM183 234H184L185 237L187 236V235H185V232H183ZM68 235H69V234H68ZM71 235H72V234H71ZM71 235H70V236H71ZM90 235H91V234H90ZM88 236H89V235H88ZM88 236H87V237H88ZM184 236H183V237H184ZM0 237H2V236H0ZM191 237H192V235H191ZM7 238H8V237H7ZM0 239H1V238H0ZM2 239H3V243H4V239H5V238L2 237ZM185 239H186V238H185ZM7 241H8V240H7ZM185 242H186V240H185ZM8 243H9V242H8ZM180 244H181V243H180ZM5 245H6V244H5ZM172 245H173V244H172ZM47 246H49V244L46 242V243H45V246H44V247H45L44 250L46 249ZM51 246H52V245H51ZM51 246H50V247H51ZM174 246H178V245L176 244V245H174ZM179 246H180V245H179ZM51 248H52V247H51ZM176 248H177V247H176ZM176 248H174V250H176ZM8 249H9V248H8ZM166 249H167V248H166ZM178 249H179V248H178ZM44 250H43V251H44ZM172 250H173V249H171V246H170V249H169L168 251H172ZM10 251H11V250H10ZM43 251H42V253L39 255V257H40V256L43 257V255H42V254H43ZM48 251H49V249H48ZM163 251L166 252V250H163ZM168 251H167V253H168ZM176 251H177V250H176ZM0 252H1V251H0ZM1 253H2V252H1ZM169 253H171V252H169ZM174 253H175V252H174ZM161 254H162V252H161ZM37 255H38V254H37ZM174 256H175V255H173V257H174ZM36 257H37V256H36ZM41 257H40V258H41ZM161 257H163V256L161 255ZM170 258H171V257H170ZM32 259H33V258H32ZM34 259H36V258H34ZM162 259H163V258H162ZM41 260H42V259H41ZM163 260H164V259H163ZM154 262H155V261H154ZM162 262H163V261H162ZM28 264H34V263H28ZM45 264H50V262L47 261ZM160 264H161V262H160ZM166 264H167V263H166Z\"/></svg>",
	"mask_w": 264,
	"mask_h": 264
}]
</instances>
